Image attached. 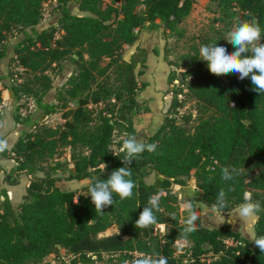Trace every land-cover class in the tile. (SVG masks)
Instances as JSON below:
<instances>
[{"label": "trees", "instance_id": "1", "mask_svg": "<svg viewBox=\"0 0 264 264\" xmlns=\"http://www.w3.org/2000/svg\"><path fill=\"white\" fill-rule=\"evenodd\" d=\"M49 0H0V44L7 34L15 29L26 31L25 38L16 46L19 64L33 73L45 69L50 59L57 61L68 57L77 66L66 84L63 95L78 100V107L69 110L72 117L61 137L70 139V144H82L87 153L73 155V169L68 177L60 176L61 164L48 167L42 177L36 175V163L45 153L53 155V146L43 134L24 131L13 149L0 152V159L11 158L17 167L6 174L5 181L18 185L15 174H27L30 184L27 196L17 210L6 189H0V264H51L48 256L56 255L60 249L72 251L91 242V238L117 225L123 235L129 237L115 250L120 259L131 261L134 251L149 250L158 241L155 229L164 225L166 233L161 237L163 254L170 256L182 251L180 233L184 225L180 222L179 197L173 192V185H185L182 177L195 176L199 190L195 200L213 205L221 188L227 192L229 185L235 190L227 192L228 207L221 211L236 209L244 202L243 194L252 193L253 200L264 206V93L254 91L250 78L243 81L237 75H212L199 60V50L192 61L186 63L181 86L187 93L174 92V98L164 121L157 132L145 143L157 145L154 152L145 151L133 159L130 165L132 178L136 183L133 196L121 201L114 195L113 206L105 208L104 214L96 213L89 197V187L98 180L106 179L110 173L123 167L124 153H113L111 144L118 125L115 121V105L106 106L107 115L94 118L92 109H84L89 101H100V92H109L108 97L128 102L120 118L128 119L137 107L136 97L146 86L138 81L135 73L137 64L124 59L126 46L138 40V33L147 23L159 21L164 31H172L191 14L194 0H123L121 7H115L119 0H111L103 9L102 0H54L60 11L57 26L42 31L34 28L44 18L43 7ZM71 5L89 16L72 13ZM221 12L235 10L246 20L253 18L259 23L264 42V0H221ZM122 14V16H119ZM63 33L60 37L58 34ZM213 41L203 40L201 45ZM235 48L229 52H234ZM159 54V50H156ZM87 55V59L85 58ZM8 57L7 50L0 45V62ZM167 63L172 66L165 57ZM108 61V63H105ZM13 60H10L12 66ZM105 64V65H103ZM114 67L120 76V88L111 92L104 78ZM145 61L142 68H145ZM179 79L174 71L169 74V84ZM106 85V87H105ZM9 90L13 101L19 100V88L7 87L0 75V105L3 92ZM179 95L183 96L179 100ZM194 98L201 106V116L196 127L191 128V117L180 115L187 97ZM45 118L55 112V107L42 99L38 102ZM185 118V119H183ZM94 119L97 123L91 126ZM127 132L134 135L132 121ZM105 163L108 167H100ZM128 167V165H125ZM235 167L239 175L234 181H224L221 169ZM154 176L151 183L147 178ZM88 180L80 191L71 190L69 181ZM163 189L160 211L156 212L157 224L148 228L135 225L148 199ZM138 205L140 206L138 208ZM175 213L172 218L170 213ZM255 225L256 237L264 236V211L258 213ZM190 257L183 264H264V253L252 249L251 243L229 224L216 229L199 228L189 236ZM155 243V244H154ZM205 243L210 248L203 249ZM178 244V245H177ZM158 245V244H157ZM99 250V249H97ZM132 252V254H130ZM82 256H86L82 251ZM75 264V263H72ZM173 264V261L171 262Z\"/></svg>", "mask_w": 264, "mask_h": 264}, {"label": "rangeland", "instance_id": "2", "mask_svg": "<svg viewBox=\"0 0 264 264\" xmlns=\"http://www.w3.org/2000/svg\"><path fill=\"white\" fill-rule=\"evenodd\" d=\"M220 1L194 0L192 12L182 24L172 31L165 32L163 30V43L160 44L161 46H158V49L162 52L164 58L166 57L169 62L174 64L170 68L178 77L187 71L186 63L196 57L203 40L208 39L213 41L218 46L227 47L230 51L233 49V46L225 41L227 32L238 23L249 21L243 18L244 15L235 10L226 13L221 12ZM122 2L123 0H119V3L115 7H121ZM110 4L111 0H102L103 9H107ZM71 10L74 14H81L73 5H71ZM43 11L44 18L39 23V26L37 25V30L42 31L51 26H57L60 11L57 8L56 1H47L44 4ZM119 16H122V14ZM153 26L161 27V24L157 23ZM145 30H147L146 25L139 31L138 40L141 39V35ZM26 33L32 34V30L30 28L26 31L15 29L7 34L5 40L0 44L8 53L6 65L3 69L0 68L3 83L7 87H18L20 97L17 102L13 101L10 98L9 90H4L3 102L0 105V135L14 129H21L23 132L31 131L34 134H43L51 142L54 152L52 156L45 153L37 161L36 175L39 177L44 176L49 166L59 163L63 166V171L59 175L68 177L73 169L72 156H80L87 153L86 148L82 144L77 143L73 146L70 144V139L65 140L61 137V132L68 128L66 123H70L73 119L72 117H68L67 111H73L79 106L77 99L63 95L62 91L66 89L65 86L70 76L77 72L78 69L69 57L61 61L50 59L47 62L48 66L37 73L23 68L17 58L16 46L24 39ZM61 35L63 33L58 34V37ZM85 58L87 59V55H85ZM10 60H13L12 66H10ZM105 63H108V61ZM159 74H164L163 69H160ZM236 75L239 77V74ZM228 76H225L227 80L229 79ZM99 79L102 83L107 84V88L113 93L120 88V76L114 67L109 70L104 80L102 78ZM183 79H174L172 84H170L168 93L171 94L172 100L174 92L181 93V90H184L183 93H187V90L181 86ZM108 93L106 90L100 92V101L91 100L89 101V105L86 108L84 107V109H92L94 112L93 117L97 119L101 113L107 115L108 108L106 106L109 103L110 105H115L114 119L118 122V125L110 148L113 153H120L123 139L126 138L125 134H128L127 126L130 121L135 125L136 116L142 114L144 111L140 110L138 108L140 104H137V107L133 108L128 115V119H122L120 118V113L121 111H128L127 107H123L128 102L125 99L122 102H116L117 100L114 98V95L108 97ZM41 99L47 105L55 107V112L45 118H42V112L38 106V102ZM178 99L182 100L183 96L179 95ZM179 111L180 115L191 117L189 121L191 128L197 126L203 112L200 104L189 96L185 100V106ZM96 119H94L91 126L97 123ZM84 181H69L67 182V186L71 190L80 191L82 187L89 183L88 180ZM29 200H31L30 197H25V202ZM162 226L158 225L155 229L159 242L154 243L155 245L149 250V254L167 257L168 264H171L172 261L173 264H183L190 257L191 244L185 245L181 243L179 245L183 249L182 251H176L175 249L170 256L164 255L162 249L164 243L161 237L166 233V228ZM111 229L113 231L111 230L112 232L107 238H99V235L94 236L91 238L89 244L78 246V248L73 249L71 252L61 248L58 254L46 257L45 261L51 264H124V261L120 259V251H116L115 248L119 244H122V241L128 240L129 237L123 235L117 225L112 226ZM82 251H85L87 254L85 257L82 256ZM137 251L135 250L133 255Z\"/></svg>", "mask_w": 264, "mask_h": 264}, {"label": "clouds", "instance_id": "3", "mask_svg": "<svg viewBox=\"0 0 264 264\" xmlns=\"http://www.w3.org/2000/svg\"><path fill=\"white\" fill-rule=\"evenodd\" d=\"M262 30L259 23L253 18L249 21H242L227 32L225 41L231 44L234 52H229L225 46H218L217 43L203 44L199 48L201 61L205 62L208 71L215 76H228L239 74V79L250 78L254 91L264 93V42H261ZM120 151L124 153L120 167L110 173L106 179H101L93 183L89 189V197L94 205L95 212L104 214V209L113 206L115 203L114 195L121 201L133 196V189L136 183L132 178L130 165L135 157L140 156L145 151L154 152L157 145L155 143H145L138 140L135 135L125 134ZM8 147V141L0 138V152ZM128 165V167H125ZM104 170L108 167L105 163L100 165ZM239 175V170L235 167H224L221 169V178L224 181H234ZM235 188L229 185L227 192L234 191ZM227 192L221 188L217 194L216 201L211 208L221 211L228 207ZM164 195V190L160 189L157 193L149 197L147 205L143 207L135 225L139 228H148L157 224L156 212L160 209V199ZM244 202L235 209L238 217L243 221H254L258 219V213L264 210L261 202L253 200L251 192H244ZM140 206L138 205V208ZM182 207L187 211L184 219V228L180 235V241L176 243L189 244V236L203 226L201 215L195 210L191 200H185ZM172 218L175 213H170ZM197 221H201L198 225ZM163 227V226H162ZM252 243L264 253V236L256 237ZM124 264H168V259L162 255H151L143 251H137L131 261Z\"/></svg>", "mask_w": 264, "mask_h": 264}, {"label": "crops", "instance_id": "4", "mask_svg": "<svg viewBox=\"0 0 264 264\" xmlns=\"http://www.w3.org/2000/svg\"><path fill=\"white\" fill-rule=\"evenodd\" d=\"M77 15L89 16L90 14L87 12H81V14ZM157 23H159V21L153 24L147 23V30L143 32L141 39L138 40L135 46H126L124 52V59L126 61L130 62L132 59H135L134 61L137 64L136 74H138V72L141 70L144 71L143 75L139 77L137 76L140 84H147V86L138 93L136 98L137 104H140L138 105V108L144 112L142 114H138V117L136 116V123L134 125L136 132L135 136L138 140L143 142H146L147 139L153 136L162 126L164 114L169 109L172 101L171 94L168 93L170 88L169 74L171 72V68L165 60L162 52H160L158 49V46H161L160 44L163 43L162 32L164 28L153 26ZM38 26H36L34 29L37 30ZM156 50H159V54H156ZM7 59L8 58L0 62L1 69H3V67L6 65ZM144 61L146 67L142 68V63ZM160 69H163V75L159 74ZM1 74L2 73L0 71V75ZM22 133L23 131L21 129H14L3 135H0V138H4L8 141V151L13 149L16 141ZM16 167L17 163L15 160L11 158L0 159V189H6L8 191L11 201L13 202L16 209H18L20 204L25 202L27 188L30 184L31 177H29L27 174H15V178L18 180L19 184L15 186L9 185L4 180L5 176ZM153 178V175L150 176L147 178V182L151 183ZM182 179L186 181L185 185H173L172 187L173 192L178 195L180 200L178 213L182 225H184V219L188 214L187 211L182 207V204L185 200H191L195 210L201 215V220L203 221V226L200 228L212 230L227 223L233 228L234 231L241 233V235L251 243L252 249L257 248L254 243H252V240L256 238L255 225L258 219L251 222L243 221L238 217L235 209L228 212L213 210L210 205L195 200L196 192L199 190V188L193 173L192 176L182 177ZM200 223L201 221H197L198 225ZM163 227L165 228L164 225ZM111 230L113 231V229L109 228L105 232L100 233L99 238H107L109 234H111Z\"/></svg>", "mask_w": 264, "mask_h": 264}, {"label": "water", "instance_id": "5", "mask_svg": "<svg viewBox=\"0 0 264 264\" xmlns=\"http://www.w3.org/2000/svg\"><path fill=\"white\" fill-rule=\"evenodd\" d=\"M179 79H183V75H182V74L179 75ZM208 248H210V244L205 243V244L203 245V249H204V250H207Z\"/></svg>", "mask_w": 264, "mask_h": 264}]
</instances>
